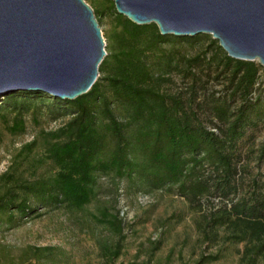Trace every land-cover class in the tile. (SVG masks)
Returning <instances> with one entry per match:
<instances>
[{"label":"trees","instance_id":"1","mask_svg":"<svg viewBox=\"0 0 264 264\" xmlns=\"http://www.w3.org/2000/svg\"><path fill=\"white\" fill-rule=\"evenodd\" d=\"M117 12L122 28L115 48L99 66L102 80L75 99L53 98L72 112L47 144L45 156L57 171L34 180L19 179L11 171L1 174L5 189L0 191V224L3 216L12 223L16 215L27 217L42 208L80 210L96 196L99 178L113 174L141 181L151 190L176 186L200 213L197 223L203 241L216 250L187 264L217 262L228 246L236 244L242 245L236 251L237 264H264V180L258 172L244 189L239 147L246 129L254 125L252 114L262 104L261 96L253 93L263 66L223 53L214 57L221 64L216 65L217 74H224L227 81L223 92L199 93L193 74L186 95L169 93L162 85L174 70L172 61L165 65L169 71L159 73L148 61L149 54L170 42L171 36H186L163 35L155 23L139 25ZM19 93L42 94L20 90L6 96L0 109L15 112L13 132L23 130L22 117L30 108L28 98L17 99ZM116 104L126 110L125 120L117 115ZM257 159L260 167L264 144ZM97 219L118 236L113 245L103 247L105 264H114L122 248L123 221L107 210ZM44 250L50 248H32L28 257L40 258Z\"/></svg>","mask_w":264,"mask_h":264},{"label":"rangeland","instance_id":"2","mask_svg":"<svg viewBox=\"0 0 264 264\" xmlns=\"http://www.w3.org/2000/svg\"><path fill=\"white\" fill-rule=\"evenodd\" d=\"M86 2L96 10L108 55L115 48V37L122 28L115 3L113 0ZM219 46V41L207 33L184 39L171 36L170 42L149 54L148 61L159 73L169 71L165 65L172 61L174 70L163 78L162 85L169 93L186 95L193 85V74L197 77L199 93L203 89L206 93L222 91L227 81L224 74H217L216 65L221 64L214 57L227 52L222 47L216 52ZM190 65L193 66L189 68ZM102 77L103 73H99L97 79ZM258 95L262 104L252 114L254 125L246 129L239 142L245 167L244 189L258 172L264 180V161L259 167L257 159L264 144V69L253 93L254 97ZM25 96L22 93L17 96L18 100L30 101V108L22 117L23 130L13 132L15 112L10 108L0 109V175L11 171L22 180L47 178L57 171V166L45 156L47 144L52 141L51 133L64 125L72 112L57 104L53 99L56 97L48 93ZM8 99L4 97L0 106ZM115 111L125 120L126 110L121 105L116 104ZM201 115L205 112L201 111ZM4 187L0 183L1 192ZM96 191V196L80 210L64 206L42 208L27 217L16 215L12 223L5 222L3 216L0 264H105L103 247L113 245L118 236L98 221L103 210L119 214L124 225L121 252L114 264H187L203 252L216 250L203 241L197 223L200 213L178 194L176 186L151 190L141 181L109 174L99 178ZM35 247L50 250H44L40 258H29ZM241 247V244L228 246L225 256L210 264H237L236 251Z\"/></svg>","mask_w":264,"mask_h":264},{"label":"water","instance_id":"3","mask_svg":"<svg viewBox=\"0 0 264 264\" xmlns=\"http://www.w3.org/2000/svg\"><path fill=\"white\" fill-rule=\"evenodd\" d=\"M163 35L211 34L227 54L264 69V0H113ZM86 0H0V101L20 90L62 99L87 93L107 55Z\"/></svg>","mask_w":264,"mask_h":264}]
</instances>
